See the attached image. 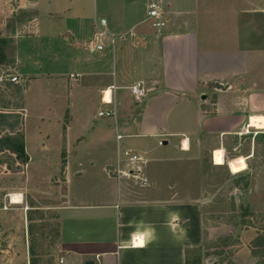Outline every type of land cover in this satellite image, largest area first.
<instances>
[{"label": "crops", "instance_id": "0c3cea01", "mask_svg": "<svg viewBox=\"0 0 264 264\" xmlns=\"http://www.w3.org/2000/svg\"><path fill=\"white\" fill-rule=\"evenodd\" d=\"M161 2L166 9H160L166 23L162 28L148 25L149 5L147 17L140 21L133 14L116 15L111 22L101 18L107 21L106 31L115 41L114 45L100 41L102 51L87 47L95 39L97 19H93L91 34L84 40L79 38L78 47L100 55L97 60L84 61L86 67L74 75L76 78L71 74L68 81L83 78L79 88L88 83L86 87L100 106L114 113L109 119L101 118L106 127L101 125V134L93 140L105 149H115L114 158L105 162L92 179L93 188L75 191L65 169L61 183L53 185L54 203L44 206L31 202L25 207L23 203L11 204L18 206L23 219L19 227L8 224L12 220L0 222V264H225L223 259L230 257L231 223L216 224L213 219L215 209L224 208V195L231 193L230 178L247 176L249 184L243 188L249 189L257 171L252 162L257 157L259 137V148L264 147V129H249V122L252 117H264V79L247 78L246 61L242 60L245 56L237 49L215 50L207 22L201 21L200 14L190 6L185 8L178 0L154 4ZM37 4L38 0H0V29L21 10L35 11V23ZM30 32L28 35H32ZM18 37L14 39V67ZM116 44L119 66L126 69L127 79L110 73V80L105 81L112 62L113 67L116 64ZM17 75L19 83L11 86L44 78L40 73L24 80ZM140 82L145 96L140 101L132 96L136 107L128 110L124 93L117 91L131 93V87ZM201 97L203 104L196 105ZM109 130H114L115 142L108 140L110 134L100 136ZM118 131L130 141L122 142L124 136ZM212 137L215 142L210 143ZM172 138L180 154L166 159L163 150ZM230 140L232 150L225 143ZM246 144L248 149L242 151ZM193 145L207 170L220 171L217 177L222 179V188L217 195L222 196L217 205L213 184L206 186L212 183L207 181L210 176L204 175L201 181L199 157L189 155ZM216 151L223 152V165L215 163ZM129 155L139 156L140 161L130 162ZM164 162L178 163L179 169L191 164L190 172L185 173L190 186L172 179L176 172L171 179L166 177ZM80 176L83 173L76 177ZM10 226L15 227L13 234H8ZM245 234L247 231L234 238L246 242ZM256 248L253 242L251 249ZM247 252L251 260H264Z\"/></svg>", "mask_w": 264, "mask_h": 264}, {"label": "rangeland", "instance_id": "374dc122", "mask_svg": "<svg viewBox=\"0 0 264 264\" xmlns=\"http://www.w3.org/2000/svg\"><path fill=\"white\" fill-rule=\"evenodd\" d=\"M157 1L159 0H38L35 23L36 12L33 10H21L4 22V27L0 29V40L11 37L14 41L16 36L19 37L16 40L17 67L6 66L0 73V114L7 117L4 121L0 119V139L23 136L25 154L29 161L24 164V157H18L8 149L0 150V222L12 220L8 224L19 227L23 219L22 211L17 210L18 206L11 205V195H20L24 207L30 206L31 202L44 206L54 203L53 185L61 183L65 169L73 181L71 187L75 191L93 188L94 177L99 174L105 162L114 158L115 149H110L109 146L105 149L106 147L93 141L101 134V125L105 126V120L98 117V114L108 112L107 107L100 106L95 94L86 87L88 83L84 88H79L83 78L70 83L68 81L71 74H78L86 67L84 61L97 60L100 55L78 47L76 43L79 38L84 40L91 34L94 18L98 22L101 18L111 22V18L116 19V15L133 14L140 21L147 17L148 6ZM178 1L185 8L190 6V9L200 14L201 21L203 19L207 22L215 50L220 47L237 49L245 56L242 60L246 61L247 78L264 79V0ZM157 6L161 11L166 10L163 2ZM163 22L166 25L164 19ZM148 25H152V21ZM29 32L32 35H28ZM67 33L71 37L66 39L64 35ZM119 56V45L116 44V64L113 67L112 62L105 81L110 80V73L117 78L127 79L126 69L119 66ZM16 73L23 80L37 73L44 78L39 82H22L18 86H11L9 81L14 76L18 78ZM57 81H60L59 85ZM117 93H124L128 110L136 107L130 92L119 90ZM201 104L202 97L197 98L196 105ZM22 108L25 109L24 112L20 110ZM68 124L70 128L66 132ZM118 132L124 136L123 131ZM106 134H110L107 137L109 141H116L114 130L102 131L100 136ZM169 140V146L163 150L166 159L180 154L174 147L176 139ZM124 141L130 140L124 136L122 142ZM212 142H215L213 137L210 138V143ZM261 142L259 137L257 157L252 162L257 171L250 181V188H243L249 184L247 176H232L231 193L224 195V208L215 209L213 222H230L232 227L227 250L231 255L228 259L221 257L225 264H264V260L254 261L246 256L249 254L248 250L252 253V244L257 241L255 239L264 238V147L259 148ZM225 143L228 149L233 148L231 140ZM248 147L249 144H246L241 150ZM189 155L200 156L194 145ZM201 158L199 157L197 165L199 175L202 176L200 179L204 181L210 176L207 181L212 183L206 186L208 188L213 184L211 189L215 191L214 203L217 205L222 196L217 195L222 188V179L217 177L220 171L214 170L213 173L207 170ZM162 165L166 177L171 179L176 172L178 174L172 179L180 180L184 187L190 186V179L185 173L190 172L191 164L182 169H179L178 163L164 162ZM82 173L83 176L76 177ZM29 213L28 211L30 219ZM7 229L8 234L15 231L14 226ZM244 231H247L244 236L246 242L234 238V235H244ZM252 236L255 237L254 241L249 242ZM238 251L240 253L237 255L233 254Z\"/></svg>", "mask_w": 264, "mask_h": 264}, {"label": "built area", "instance_id": "2783aa9c", "mask_svg": "<svg viewBox=\"0 0 264 264\" xmlns=\"http://www.w3.org/2000/svg\"><path fill=\"white\" fill-rule=\"evenodd\" d=\"M162 13L160 12V9L156 4H151L149 6V11H148V17L152 21V27L159 29L165 26L163 22V17ZM107 21L105 19L100 20L98 23L95 24V39L94 41L88 43L87 47L89 49H94L96 51H102L104 49L103 45L99 43L102 40H107L110 42L111 45H114V37L110 36L107 31ZM72 79L76 78L74 75L70 76ZM10 82L13 84H18L19 83V78L16 76L12 77L10 79ZM131 94L134 97L136 101H140L144 96H145V89L143 83H137L134 86L131 87ZM110 101H106L107 104ZM114 116V113L111 111H108L106 113L99 112L98 117L104 118V119H109ZM119 138V137H118ZM130 162L136 163L140 161V157L137 155H129ZM142 182L144 184L147 183V179L143 178ZM136 239L132 241V246H136Z\"/></svg>", "mask_w": 264, "mask_h": 264}, {"label": "trees", "instance_id": "16d2710c", "mask_svg": "<svg viewBox=\"0 0 264 264\" xmlns=\"http://www.w3.org/2000/svg\"><path fill=\"white\" fill-rule=\"evenodd\" d=\"M15 42L11 37H5L3 40H0V73L2 69L6 66L13 67L15 66ZM7 117L0 114L1 121H4ZM17 119L19 117H16ZM8 149L10 152L24 157L23 163H28V158L25 154V145L24 137L20 136L19 138H4L0 139V150ZM256 249L252 251V256L258 259L264 258V238L258 239L255 242Z\"/></svg>", "mask_w": 264, "mask_h": 264}, {"label": "bare ground", "instance_id": "6f19581e", "mask_svg": "<svg viewBox=\"0 0 264 264\" xmlns=\"http://www.w3.org/2000/svg\"><path fill=\"white\" fill-rule=\"evenodd\" d=\"M107 94V93H106ZM106 99H108V94L106 95ZM255 128L264 129V117H252L249 122V129ZM187 147V144L185 145ZM215 163L217 165L224 164V155L222 151H216L214 154ZM10 203L11 204H22V197L20 195H11L10 196Z\"/></svg>", "mask_w": 264, "mask_h": 264}, {"label": "water", "instance_id": "95a60500", "mask_svg": "<svg viewBox=\"0 0 264 264\" xmlns=\"http://www.w3.org/2000/svg\"><path fill=\"white\" fill-rule=\"evenodd\" d=\"M85 264H94L92 261H87Z\"/></svg>", "mask_w": 264, "mask_h": 264}]
</instances>
